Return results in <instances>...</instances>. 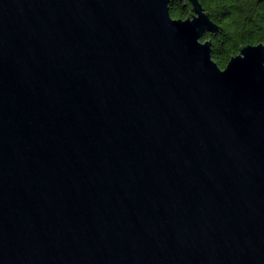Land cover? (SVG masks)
Masks as SVG:
<instances>
[{"label": "water", "instance_id": "95a60500", "mask_svg": "<svg viewBox=\"0 0 264 264\" xmlns=\"http://www.w3.org/2000/svg\"><path fill=\"white\" fill-rule=\"evenodd\" d=\"M169 1L0 0V264H264V42Z\"/></svg>", "mask_w": 264, "mask_h": 264}, {"label": "trees", "instance_id": "16d2710c", "mask_svg": "<svg viewBox=\"0 0 264 264\" xmlns=\"http://www.w3.org/2000/svg\"><path fill=\"white\" fill-rule=\"evenodd\" d=\"M212 22L220 27L207 33L203 41L211 42V57L220 68L238 54L239 47L264 42V0H198ZM172 18L191 16L187 0H170Z\"/></svg>", "mask_w": 264, "mask_h": 264}]
</instances>
